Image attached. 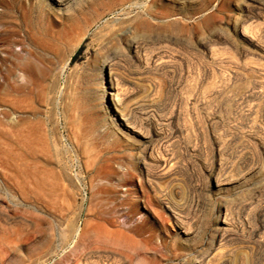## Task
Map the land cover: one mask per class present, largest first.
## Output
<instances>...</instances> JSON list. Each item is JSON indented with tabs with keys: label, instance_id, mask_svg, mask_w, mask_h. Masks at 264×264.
I'll return each mask as SVG.
<instances>
[{
	"label": "rangeland",
	"instance_id": "374dc122",
	"mask_svg": "<svg viewBox=\"0 0 264 264\" xmlns=\"http://www.w3.org/2000/svg\"><path fill=\"white\" fill-rule=\"evenodd\" d=\"M79 263L264 264V0H0V264Z\"/></svg>",
	"mask_w": 264,
	"mask_h": 264
},
{
	"label": "bare ground",
	"instance_id": "6f19581e",
	"mask_svg": "<svg viewBox=\"0 0 264 264\" xmlns=\"http://www.w3.org/2000/svg\"><path fill=\"white\" fill-rule=\"evenodd\" d=\"M136 43V42H135ZM136 45V44H135ZM137 46V45H136ZM135 53V52H134ZM104 65V64H103ZM110 68V67H109ZM106 69V67H102V84H103V86H104V88H105V86H106V80L107 79H109V84H110V89L112 90V91H114V93L112 94V95H114V97H116V100H119L118 99V97H119V93H118V91H119V89H118V83H116L117 82V79H115L114 77H113V75L111 74V72L109 73V78L107 77V79H106V76L104 75V70ZM102 86V87H103ZM106 95L104 94V97H105ZM113 97V98H114ZM119 104V103H118ZM219 229V228H218ZM218 234V233H217ZM80 264V263H79ZM107 264H111V263H107Z\"/></svg>",
	"mask_w": 264,
	"mask_h": 264
}]
</instances>
